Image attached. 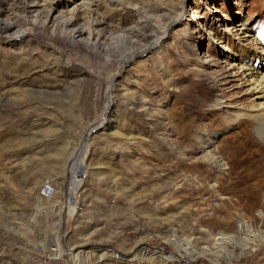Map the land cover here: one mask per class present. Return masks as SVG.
<instances>
[{
  "label": "rangeland",
  "instance_id": "obj_1",
  "mask_svg": "<svg viewBox=\"0 0 264 264\" xmlns=\"http://www.w3.org/2000/svg\"><path fill=\"white\" fill-rule=\"evenodd\" d=\"M27 1L0 0V264H264V0Z\"/></svg>",
  "mask_w": 264,
  "mask_h": 264
},
{
  "label": "bare ground",
  "instance_id": "obj_2",
  "mask_svg": "<svg viewBox=\"0 0 264 264\" xmlns=\"http://www.w3.org/2000/svg\"><path fill=\"white\" fill-rule=\"evenodd\" d=\"M25 4V10L29 13L33 12V9L39 5V3L35 0H28L27 2L24 3ZM198 18V17H197ZM73 22L70 21H67V24L66 25H71ZM65 25V26H66ZM64 26V27H65ZM0 27L5 31V32H9L8 33V38L9 37H13V38H16V37H23L25 35V30H17V31H14L11 33V31L13 29H15V24L11 21H7V20H0ZM68 28V27H67ZM133 29H136L137 27H132ZM3 31V32H4ZM71 31V30H70ZM134 31V30H133ZM84 35V30L81 29V28H75L72 30V36H74L75 38H82V36ZM144 36L148 37L150 36L149 34H143ZM10 38V39H11ZM73 39V38H72ZM162 39L161 36H156V40L157 42H152L151 45L149 46H146L144 47L143 50H136L134 53H132V56L131 59H134L135 56H137L138 54H140L142 51H146L147 49H150L151 47H155L157 45V43H159V41ZM83 41V40H82ZM87 41V40H86ZM90 41V40H89ZM91 42V41H90ZM97 42V41H96ZM93 43V42H92ZM138 43V42H137ZM140 43V42H139ZM89 44V43H88ZM96 44V43H95ZM94 44V45H95ZM138 48V46L136 47ZM134 49V48H133ZM133 51V50H132ZM127 63V61H126ZM248 71L250 74V76H252V78H247L246 81H250V83H252V90H255L257 94H262V95H257V98H264V75H261V72H260V69L258 68H248ZM247 74V75H248ZM256 74V76H254ZM258 78V79H257ZM255 112H259V113H256L257 116H263L264 115V103H263V106L260 107V108H254V110H250L249 111V116H253V114ZM110 124V120L108 119V117H105V119L100 123V124H97L91 128L88 129V134L92 131V130H95L97 127H102L103 125H109ZM212 141L211 140H208V142L206 143V147H210L212 146ZM81 176V175H80ZM80 176H79V179H80ZM82 179V177H81ZM225 239V238H224Z\"/></svg>",
  "mask_w": 264,
  "mask_h": 264
}]
</instances>
